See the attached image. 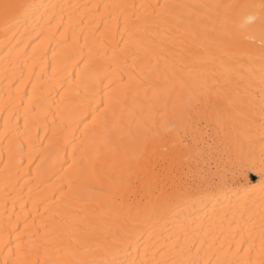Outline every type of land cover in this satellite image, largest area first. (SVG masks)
<instances>
[{"label": "bare ground", "instance_id": "1", "mask_svg": "<svg viewBox=\"0 0 264 264\" xmlns=\"http://www.w3.org/2000/svg\"><path fill=\"white\" fill-rule=\"evenodd\" d=\"M8 2L0 264H264V0Z\"/></svg>", "mask_w": 264, "mask_h": 264}, {"label": "rangeland", "instance_id": "2", "mask_svg": "<svg viewBox=\"0 0 264 264\" xmlns=\"http://www.w3.org/2000/svg\"><path fill=\"white\" fill-rule=\"evenodd\" d=\"M206 135L203 136V140H206ZM200 144V143H199ZM181 168L178 170V173L176 174L175 170L174 174H176L177 177H182V179H185L186 177L188 179L193 177V173L199 172L201 175H212L214 173H220L225 171H232L237 168L236 162L232 161L230 157H227L222 151L213 150V153H211L207 158H197L194 159L191 163L189 159H184L183 162L180 163ZM255 177V179H253ZM249 178L252 180H257V176H255L252 173H249Z\"/></svg>", "mask_w": 264, "mask_h": 264}, {"label": "snow or ice", "instance_id": "3", "mask_svg": "<svg viewBox=\"0 0 264 264\" xmlns=\"http://www.w3.org/2000/svg\"><path fill=\"white\" fill-rule=\"evenodd\" d=\"M22 7L24 6L17 3L8 2V0H4L3 3H0V12H3L5 17L11 16L13 20L19 22L18 12L19 9H21ZM260 31H261V36H260L261 48L262 50H264V19H262L261 21ZM262 55H264V51H262ZM253 170H255V165H253L251 168H248L245 172L242 173L243 178L247 180L248 179L247 173ZM258 175L260 177V186L262 189H264V156H262L261 158ZM253 179H255V177H253ZM107 264H128V261L126 259L119 257L118 255H113L112 259L107 261ZM133 264H135V262H133Z\"/></svg>", "mask_w": 264, "mask_h": 264}]
</instances>
